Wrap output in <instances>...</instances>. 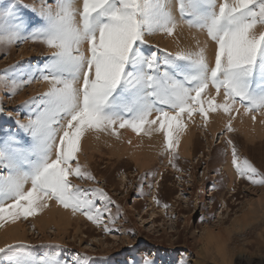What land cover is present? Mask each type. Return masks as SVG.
Returning <instances> with one entry per match:
<instances>
[{
	"label": "snow or ice",
	"instance_id": "obj_1",
	"mask_svg": "<svg viewBox=\"0 0 264 264\" xmlns=\"http://www.w3.org/2000/svg\"><path fill=\"white\" fill-rule=\"evenodd\" d=\"M40 3L38 10L30 9L40 23L30 29L17 11L28 6L0 10V45L31 39L53 49L42 65L0 73V87L10 86L11 95L37 79L50 85L29 102L27 122H18L28 143L0 129V227L38 215L48 201L97 226L105 212L109 224L115 223L110 210L96 203H114L108 194L83 189L71 179L95 181L79 161L81 141L90 133L117 139L121 129L137 136L163 133L164 149L174 156L185 115L190 119L198 112L207 123L210 112L222 111L232 132L233 113L241 108L253 122L256 113H264V31L256 32L264 27V0H177L179 21L172 0H82V9L77 0ZM180 23L214 42L213 66L199 45L163 59L158 50L145 51L146 37L173 36ZM221 93L223 102L217 103ZM227 143L237 175L264 186V174L241 159L231 140ZM104 231L111 229L105 225ZM0 253L8 264H69L55 254L37 257L24 246L0 248ZM77 264H88L87 258L77 256ZM143 264L153 262L145 258Z\"/></svg>",
	"mask_w": 264,
	"mask_h": 264
},
{
	"label": "rangeland",
	"instance_id": "obj_2",
	"mask_svg": "<svg viewBox=\"0 0 264 264\" xmlns=\"http://www.w3.org/2000/svg\"><path fill=\"white\" fill-rule=\"evenodd\" d=\"M13 4L28 6L17 11L29 29L40 23L30 11L40 8V0H0V10ZM261 31L264 27L258 26L257 34ZM167 42L166 36L157 33L146 37L144 49L158 50L161 59L168 54L169 58L174 57L177 53L166 47ZM213 47L214 42L215 54ZM52 52L45 44L31 39L0 45V73H19L42 65ZM45 83L34 80L14 95L10 94V86L0 87V129L29 142L18 122H27L32 114L29 102L44 94ZM208 92L215 96L212 88ZM216 101L223 102L222 93ZM210 113L207 124L198 112L190 119L185 115L186 128L180 134L179 150L174 156L165 151L164 136L159 132L151 136L150 143L141 151L147 142H143L145 136L121 129L120 146L125 152L121 156L111 155L119 148L117 143H102L93 148L89 136L85 137L79 161L95 181L71 179L86 190L103 189L114 203H96L101 209L110 210L115 223L109 224V213L105 212L104 222L97 226L80 213L73 214L48 201V209L59 211L60 216L56 213L53 219L59 222L51 220L50 225L44 226L39 214L18 220L26 232L18 234L16 241L9 238L15 224L4 223L0 227V248L24 246L37 257L55 254L69 264H77V256L86 257L88 264H143L145 258L153 264H264V186L253 185L237 175L227 143L231 140L241 159H248L264 174V134L250 123L245 126L248 133L234 120V131L228 132L229 116L222 111ZM263 121L260 127H264ZM188 138L191 145L188 154H183ZM105 225L110 232L104 231ZM0 264H8L3 253Z\"/></svg>",
	"mask_w": 264,
	"mask_h": 264
},
{
	"label": "bare ground",
	"instance_id": "obj_3",
	"mask_svg": "<svg viewBox=\"0 0 264 264\" xmlns=\"http://www.w3.org/2000/svg\"><path fill=\"white\" fill-rule=\"evenodd\" d=\"M77 2H80V1L77 0ZM81 3H82V0H81ZM81 3L80 4L77 3L79 5H76L77 7L80 6V9H82L81 8L82 7L81 6ZM171 6H172V11H173L174 16L176 17L177 21H179L180 16H179L178 5H177L176 0H172V5ZM158 34L160 36H166L168 38V42L166 43V47H168L169 50H171V51H173L175 53H177V52H179L181 50H184V51H187V50L196 51L198 45H199V47H205L206 48V55H207V58L209 60V64H210V66H212L211 63H212V59L214 60V55H213L214 54V52H213L214 50L212 51V42H211V46H210V41L211 40H209V38L207 36H205L206 33L197 31L196 29L189 28L186 24L180 23L179 26L177 27V29L175 30V33H174L173 36H168V35L163 34V33H158ZM86 48H87V46H86ZM86 48L84 47V49H86ZM214 48H216V47H213V49ZM85 51H87V50H85ZM211 53H213V54H211ZM49 88H50V85L46 82L44 84V86L42 87L43 92L46 93L49 90ZM212 91H214V89H212ZM220 98L222 99V97H220ZM217 101H218V99H217ZM210 114H212V113H210ZM233 115L235 116L234 121L237 122V125L239 124L238 126H240V127L243 126V129L246 132H248L246 127L249 126V123H250L252 127L255 126L258 129H260V134H264V127H260L259 126V124L264 120V113H256V121L255 122H253V120L251 118V116H252L251 113L248 114V115H245L244 114L243 108L240 109L239 113H233ZM222 118H224V117H222ZM225 118H227V117H225ZM209 119H211V118H209ZM210 123H212V122H210ZM263 123H264V121H263ZM219 126L221 127L222 125H219ZM216 127H217V125H216ZM254 129H256V128H254ZM154 134H155V132L152 135H154ZM88 136H89V139H90L89 142L91 143V146L93 148H94V146H97V145L102 144V143L103 144L104 143L105 144H110V145H113V144L117 143V145H119V148H115V151H112L111 152V155L112 156L113 155H115V156H118V155L121 156V155H124L125 154L124 150L120 146L121 145V143H120L121 142V138L120 137H119V139H117L116 137L112 136L111 134H104V133H100V134L90 133ZM144 136H142V137H144V139L142 138L144 140L143 142L144 143L146 142L145 139L147 140V142H146V145L144 144L143 149H141V151L144 150V148L146 149L147 143L149 142V139L151 138V136L150 137L149 136H146V135H144ZM182 137H183V135H182ZM181 140L183 141V138ZM186 141L187 142L184 141L185 142L184 148H183L184 151L182 150L183 154H188L187 153L188 152L187 149H189L190 147L188 148V146L191 145V144H189L190 143V139L189 138L186 139ZM133 156L135 157V155H133ZM53 209L54 208H52V209L44 208L43 210H41L39 212V215L38 216L41 218V222H42V224H44V226L50 225V221L53 220L54 218H56L54 216L56 215L57 212L59 213V211L56 208L54 210ZM58 213H57V216H60V215H58ZM55 220H53V222ZM57 222H59V221L56 220V223ZM10 230L11 231H9V238L11 237V240L12 241H16L17 240L16 237H17L18 234H20V233L23 234L24 232H26L25 229H24V227L20 224L19 221H17L15 223V225H13V227L10 228ZM24 237H26V234H24Z\"/></svg>",
	"mask_w": 264,
	"mask_h": 264
}]
</instances>
